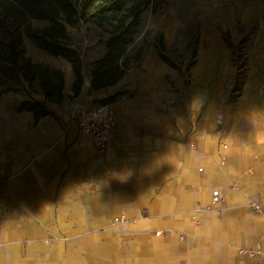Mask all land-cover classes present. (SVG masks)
Returning <instances> with one entry per match:
<instances>
[{"label":"crops","instance_id":"crops-1","mask_svg":"<svg viewBox=\"0 0 264 264\" xmlns=\"http://www.w3.org/2000/svg\"><path fill=\"white\" fill-rule=\"evenodd\" d=\"M262 10L264 0H190L174 12L168 53L196 37L186 88L152 44L118 82L91 90L107 39L95 25L98 54L82 58L77 96L71 64L32 49L33 62L64 72V99L36 87L51 111L37 121L13 109L25 91L0 99V264H264L263 74L232 91L221 34L235 37L232 18ZM251 61L264 57L255 51ZM117 92V126L100 153L70 111Z\"/></svg>","mask_w":264,"mask_h":264},{"label":"trees","instance_id":"trees-1","mask_svg":"<svg viewBox=\"0 0 264 264\" xmlns=\"http://www.w3.org/2000/svg\"><path fill=\"white\" fill-rule=\"evenodd\" d=\"M149 8L156 10V0H0V84L24 87L27 83L33 91L37 87L50 102L61 103L64 99V72L33 62L26 54L23 39L27 37L43 52L71 64L76 76L73 92L77 96L83 84V62L71 30L79 31L87 25L99 27L101 37L107 36L105 53L93 62L91 90L115 84L129 71L131 62L142 59L144 46L133 54L129 50L136 43L144 12ZM32 20L48 24L34 27ZM156 47L160 57L171 64L162 37ZM121 95L117 92L104 101H114ZM12 106L16 111H31L36 121L51 114L44 102L34 98L16 101Z\"/></svg>","mask_w":264,"mask_h":264},{"label":"rangeland","instance_id":"rangeland-1","mask_svg":"<svg viewBox=\"0 0 264 264\" xmlns=\"http://www.w3.org/2000/svg\"><path fill=\"white\" fill-rule=\"evenodd\" d=\"M189 7L190 0H156V10L153 11L149 8L143 15L142 30L134 44L135 47L132 46L130 48L131 52L133 49L139 48L140 46H144L145 49L152 44L157 46L158 38H163L164 31L170 29L174 12L183 13L189 9ZM262 13V15L253 17L249 20H246V17L244 16L232 18L231 26L236 28L237 32L235 37L228 34V30V33H226V31L225 33L224 31L221 32L222 37H228L224 40L228 45L230 44L231 47L232 65L230 68V89L232 91L240 89L243 82L248 77L259 73L263 74L262 87L264 88V64L256 65L251 61L255 51H260L261 56L264 57V10H262ZM180 16L183 15L181 14ZM32 24L34 27H44L48 22L32 21ZM98 32L99 30L97 27L92 25L84 26L79 31L71 30L74 45L80 51L82 58H84L87 63L90 61V57H94V55L98 54V52H96V50H99L97 47L99 43ZM23 40L27 55L37 58V52H32V49L33 51H37L36 46H34L27 37H24ZM195 41L196 37L176 48L174 52L166 54L172 64V68L182 75L183 88L188 86L190 67L196 52ZM89 45L95 47L92 53L89 50L85 51L86 46ZM92 54L93 56H91ZM24 84V87L14 83H8L5 85L0 84V99L6 94L12 95V93L14 94L17 91H25L17 90L16 88L26 89V91L25 93L17 92L16 95H18V98L20 99L14 98V100L22 101L25 100L24 98H36L37 95L35 93L33 94V90L28 87L27 83Z\"/></svg>","mask_w":264,"mask_h":264},{"label":"built area","instance_id":"built-area-1","mask_svg":"<svg viewBox=\"0 0 264 264\" xmlns=\"http://www.w3.org/2000/svg\"><path fill=\"white\" fill-rule=\"evenodd\" d=\"M70 121L81 133L88 136L96 151L105 153L117 126L114 103L90 99L75 100L70 111ZM213 201L218 203L219 196L215 195ZM252 206L258 208L257 204Z\"/></svg>","mask_w":264,"mask_h":264}]
</instances>
